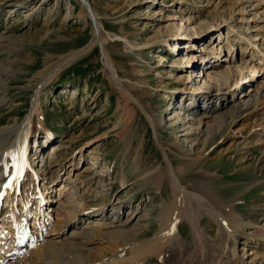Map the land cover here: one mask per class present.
Here are the masks:
<instances>
[{"label":"rangeland","instance_id":"1","mask_svg":"<svg viewBox=\"0 0 264 264\" xmlns=\"http://www.w3.org/2000/svg\"><path fill=\"white\" fill-rule=\"evenodd\" d=\"M0 74V130L31 118L41 176L23 181L17 202L0 200L1 253L13 248L19 198L24 237L45 239L31 264H73L88 225L97 263L115 254L123 222L131 245L153 239L173 190L138 182L139 168L162 171L169 154L186 214L165 254L124 264H264V0H0ZM256 86L257 106L244 108ZM207 194L227 205L221 218L192 198Z\"/></svg>","mask_w":264,"mask_h":264},{"label":"bare ground","instance_id":"2","mask_svg":"<svg viewBox=\"0 0 264 264\" xmlns=\"http://www.w3.org/2000/svg\"><path fill=\"white\" fill-rule=\"evenodd\" d=\"M83 2H84V0H82V3ZM89 13H90L89 3L86 1V4L83 5L81 14L84 17H90ZM94 15L91 14V20L92 21H95ZM98 29H99L98 25H97V27L93 28V31L95 32L94 33V36H95L94 41L102 42L103 38H102L101 34L98 32ZM90 46H92V45H90ZM84 49L85 48H83L82 50L84 51ZM83 51H79V53L83 52ZM255 69H257V68H255ZM255 69H253V70L255 71ZM247 92H249L247 94L248 99H244L243 107L244 108H249L251 106L256 107L257 106L256 104L258 102V97L261 94L260 93L261 88L258 86L252 87V88H249V91H247ZM240 107H241V103H240V105H237L236 109H239ZM36 108L34 106L33 110ZM197 108H198V110H202V108H200V107H197ZM194 109L195 108H193V110ZM209 112H210V110L207 111V114ZM188 115H189V113H188ZM180 117H181L180 115L176 114L174 120H176V119L179 120ZM30 119L25 120L22 125L18 124L19 126L15 125V126L4 128V129L0 130V198L4 194L9 199L10 195H11V197L13 196L11 198V200L13 201L15 199V196L18 195L17 194L18 193L17 187H20V184L22 183L23 180H20L18 185L16 184V180H14L11 185H8V186L5 185V183L7 182L5 180V178L8 176L5 172L6 171L5 168H7L9 166V164L13 161V158L15 156L14 153L16 151L21 150L24 155L28 154L27 151H28L29 137L32 135V132H33V134L36 133V131L30 130L31 129V123H32V121ZM39 119H40V122H39L40 127L39 128L42 129L44 127V123L42 122L43 118L40 116ZM196 119H198L196 121V123L201 126L202 118L199 119V117H197ZM218 119L219 118H217V120ZM219 121H218V123H219ZM190 125H191V129H192L194 127V123H192V124L190 123ZM186 130L187 129H185L184 132H186ZM192 132H187L185 134V136L186 135L191 136ZM201 132L202 131L200 130V127H199V132L195 133L196 136L194 137V140H196L200 136V134H202ZM178 136L176 137V139L178 138ZM174 146L177 150H179L182 154H184L186 156L192 154L193 150L187 149L186 144H182L180 141L175 142ZM167 157H168V161H169L168 166L166 168H163L162 171L154 172V170L153 171L149 170V171L143 172V170H142L143 167L139 168L140 175H138V177H141V178L140 179L138 178L139 179L138 182L139 181H144V183L151 182V185L153 184L156 188H161L162 185L165 184V182H166L167 186L171 187V190H173V196H172L171 201L174 202L175 204L173 205V208H171V209H165V207H163V209L159 213V215L157 217V218H159L158 221H159V225H160L159 230H158L159 232L155 234L154 238L149 239V241H146V242L134 243V245H131V243H129L128 239L132 236H136V234L132 231V229L128 230L127 222L126 223L123 222V225H120L122 223V222H120L119 223L120 226L118 228H116L115 231L112 232L115 236H117V238H119L121 240V243H119V241H118V244L115 243V249H113V250H116L115 254L112 256H107L105 259L102 258L103 261L97 263V262H94V258H95L94 256L95 255H93V254L95 253V251L91 246V244L93 243L92 242L93 240H91V238H90L91 234L93 233V229L88 225L86 227V229L82 230L81 233H78L79 241L70 246V249H72V248L78 249L77 258L74 259L75 261L73 260V264H124L125 262H130V261H131V263H133L136 260V259L134 260V258H137L140 261V258H139L140 256H144V258L141 257V261H142V260H145V258L151 254H156L159 257H161L162 252L165 254V251H166L165 248H167L166 245L170 244L171 240H173L174 236L176 235L175 229L177 228L178 223L181 221V219H180L181 215L186 214L184 207L186 208V206H187L185 201L183 199L181 200V197H180V195H182L184 193L183 192L184 188L182 187V182L180 180L181 179L180 173H182V172H181L180 168H178V169L174 168L173 161L171 159H169L170 158L169 154H167ZM28 167L23 168V170H25L24 174H26V172H28V171H31L30 167L29 168ZM38 171L39 170H37L35 168L34 172H35V174H37V177L36 178L34 177L32 179V181H34V182L36 180H38V182H39V180L41 179V176L38 177L39 176ZM205 180L209 181L210 177L208 178L205 176ZM121 182H122V184H125V180H123ZM32 184L30 185V187L32 186ZM36 188H37L36 189L37 190L36 197L38 198L37 205L40 206L42 201L40 200L39 195L41 196L42 192L40 193V191L38 189L39 187H36ZM208 196L209 195L207 194V197L205 196V198L203 196H196L197 199L194 198V196L192 198H193V200L198 202L199 205L202 204L201 202H203L202 205L204 206V209L206 208V210H209L210 212H212L213 213L212 215H216L217 218H218V216H219V218H221V216H222L221 211H225L224 209L227 207V205L222 204L221 201H219L218 198L215 197V195H210L209 197ZM18 200H19V207L20 208L15 206L14 205L15 203H13V205H12L13 209H15L16 212H18V211L22 212L23 211V213H25L26 208H28V202L27 201L24 202L21 198H19ZM189 208H190V204H189ZM189 208H187V209H189ZM108 210L109 209L102 210V214H100L99 217H102V215H103V220L104 219L111 220L110 216L107 213ZM226 213H228V212H226ZM26 214H27V212H26ZM26 214H25V217H26ZM149 215H150L149 212L148 213L144 212L142 219L145 221L146 219H148ZM116 217H117V215H116ZM22 218H24V217H22ZM12 219L13 220L19 219V215H17L15 218H12ZM88 219L90 220V218L86 219V221H87V222H85L86 225L90 224V223H88L89 222ZM24 220L26 221L27 219L25 218ZM24 220L22 219L18 223L13 222L11 227H10L11 231L13 233V241L15 240L16 235L19 232L21 240H22V244H18L16 242L15 245L13 246L14 249L9 251V253H11V254L8 253L7 258L5 257V255L3 253L0 252V264H31L32 258L34 256H39V255H41V253H43V250L40 253V251L42 249L41 247L44 244L43 242L45 241L42 234H40V236H39V234H37V236L33 237V238L22 237V235L24 234V228L26 227V229H27V223H25ZM80 221H82V220H80ZM82 222H84V221H82ZM98 226L102 227L105 225H103V223H102ZM1 241L3 242L2 239H1ZM120 244H122V245H120ZM51 245H52V247L53 246L57 247V243L53 242L52 244H50V246ZM124 249H129L131 251V254H132L131 257L132 258L127 259V256L122 255V251ZM44 250H45V248H44ZM10 255H11V257H9ZM39 259H38V261H39ZM70 260L71 259H69V261ZM243 263L244 262H242V264ZM57 264H59V263L57 262ZM70 264H72V262Z\"/></svg>","mask_w":264,"mask_h":264},{"label":"water","instance_id":"3","mask_svg":"<svg viewBox=\"0 0 264 264\" xmlns=\"http://www.w3.org/2000/svg\"><path fill=\"white\" fill-rule=\"evenodd\" d=\"M85 1V0H84Z\"/></svg>","mask_w":264,"mask_h":264}]
</instances>
